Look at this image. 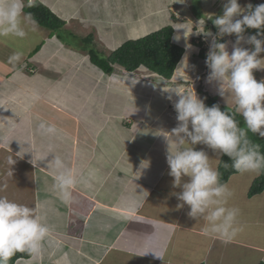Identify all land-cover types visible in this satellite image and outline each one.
<instances>
[{
  "label": "crops",
  "instance_id": "obj_1",
  "mask_svg": "<svg viewBox=\"0 0 264 264\" xmlns=\"http://www.w3.org/2000/svg\"><path fill=\"white\" fill-rule=\"evenodd\" d=\"M39 1L65 21L61 28L54 30L35 23L26 26L27 35L23 39L0 37V196L33 207L37 214L46 216L52 228L40 256L19 258L15 264L264 262V222L253 212L256 209L261 213L264 190L248 197L251 183L248 182L244 199L247 202L240 209L235 203L242 200V193L240 200L237 194L242 186L235 184L236 193L229 183L235 176H240L237 183H242V174L228 178L225 184L232 191L228 206L240 209L238 224L242 230L225 242L205 235L207 221L190 218L189 206L177 207L181 202L173 193L181 189L173 188L166 162L168 148L171 151L174 145L166 138L178 123L172 107L178 97L166 90L190 92L193 88L201 98L196 88L197 77H204L205 90L213 93L214 87L218 91L219 82H206L209 73L206 58L200 57V47L191 42V33L193 29L199 34L209 30L218 33L212 19L202 25L203 29H199L201 24L197 20L222 15L227 0H207L209 10L201 5L202 12L195 17L181 13L183 10L176 6L175 0ZM137 2L140 9L132 12L128 5ZM238 3L241 7L248 4L255 7L264 4V0H238ZM139 10L143 12L141 16ZM150 14L154 15L150 26L154 30L161 28L158 24L162 21L165 24L171 19L172 40L184 48L170 79L143 66L139 67L142 72L139 74L119 66L106 74L94 69L96 65L91 67L94 64L89 54L77 53L79 56L72 58V51L66 47L76 32L94 28L98 33L97 29L106 27L109 18L117 17L118 21L124 17L132 22L134 17H141L145 25V17ZM181 15L188 21H172V16ZM71 28L78 30L74 32ZM256 33L257 29L250 28L243 35ZM216 38L227 44L228 52L233 50L236 37ZM206 46L208 50L209 42ZM16 51H22L23 57L14 67L8 58ZM184 81L188 83L182 84ZM222 87L228 89L227 85ZM34 93L38 99H33ZM169 95L171 100L167 98ZM159 99L164 101L159 102L157 110L152 104ZM152 109L156 111L154 114ZM41 121L55 125L59 135L42 137L37 131ZM194 148L203 149L211 165L217 167V155L212 149L200 144ZM54 155H59L78 176L90 168L96 170L89 185L76 186L74 202L68 205L61 203L52 189L53 169L47 165ZM9 157L15 161L13 165H9Z\"/></svg>",
  "mask_w": 264,
  "mask_h": 264
},
{
  "label": "clouds",
  "instance_id": "obj_2",
  "mask_svg": "<svg viewBox=\"0 0 264 264\" xmlns=\"http://www.w3.org/2000/svg\"><path fill=\"white\" fill-rule=\"evenodd\" d=\"M176 2L184 4L186 0ZM26 6L33 7L34 0H27V5L25 0H0V37H26V26L36 23L32 14L24 11ZM213 24L218 29L217 36L235 35L236 40L229 54L226 43L218 42L211 32H200L205 37H212L205 60L210 70L206 82H219L218 94L222 97L225 96L222 85H227L245 127H240L234 115L221 111L219 104L206 106L193 88L190 92L169 88L166 91L178 97L172 106L178 123L166 138L174 142L173 149L168 148L166 162L173 188L181 189L179 193H173L181 202L177 207L189 206L187 215L190 218L207 221L203 230L205 235L227 242L242 230L238 224L240 209L228 206L232 191L227 184L221 183L219 167L214 168L208 154L194 146L200 144L212 149L218 165L222 164L225 170L232 168L241 174L264 171V153L248 136L251 132L264 138V79L258 82L253 76L254 70L264 69V58L259 56L264 52V39L258 38L264 37V31H260L264 29V4L241 7L238 0H227L223 14L213 19ZM246 28L258 31L245 37ZM241 43L253 47L250 50L241 47ZM22 57L23 52L16 51L8 62L15 67ZM38 98L34 93L33 99ZM167 98L171 100L172 96ZM37 131L42 137L59 135L57 127L45 121L37 125ZM224 155L231 163L220 160ZM8 163L13 165L15 161L9 157ZM47 167L53 169L52 189L65 205L74 202L73 190L78 184L87 186L96 176L94 168L78 176L59 155H54ZM51 231L44 214H37L33 207L0 196V264H9L17 253H27L33 258L40 256Z\"/></svg>",
  "mask_w": 264,
  "mask_h": 264
},
{
  "label": "trees",
  "instance_id": "obj_3",
  "mask_svg": "<svg viewBox=\"0 0 264 264\" xmlns=\"http://www.w3.org/2000/svg\"><path fill=\"white\" fill-rule=\"evenodd\" d=\"M24 11L31 13L35 22L46 28L58 30L65 24L62 18L39 0H34V6L30 8L26 6ZM173 32V26L168 24L143 36L125 40L103 57L97 55L94 49H90L89 58L93 64L106 74H111L114 71V65L121 66L128 72H133L140 66H143L151 73H155L165 79H170L184 53V48L172 41ZM199 55L202 58L206 57L202 49ZM207 100L206 106L210 107L213 104H219L221 111L234 115L239 121L240 127H245L243 117L236 112L235 108H229L220 104L215 97L209 96ZM248 136L253 143L260 145V151L264 153V138L251 132L248 133ZM220 160L231 163L226 155L221 156ZM217 167H219L221 173V183H225L231 175L238 173L232 168L225 170L222 164L217 165ZM263 190L264 171H261L251 181L247 190V196L252 197ZM28 257L30 256L27 253H17L9 261V264H15V261L19 258ZM258 264H264V262L260 261Z\"/></svg>",
  "mask_w": 264,
  "mask_h": 264
},
{
  "label": "rangeland",
  "instance_id": "obj_4",
  "mask_svg": "<svg viewBox=\"0 0 264 264\" xmlns=\"http://www.w3.org/2000/svg\"><path fill=\"white\" fill-rule=\"evenodd\" d=\"M201 5L204 8L208 9V10L210 8V2L207 3V0H186V2L184 4L176 2V6H178L179 9L183 10V11L180 10L181 13H183V14L189 16V17H191V16L195 17V15L201 14V12H202ZM218 6L216 5V8ZM128 8H131L132 12H133L134 9L139 8L138 2L135 3L134 5L129 4ZM219 9H221V8H219ZM127 11H128V14L130 15L131 11L129 9ZM139 13H140V16H141L143 14L142 10H139ZM174 13H176V11ZM174 16H175V14H174ZM128 17L130 18V16H128ZM178 17L177 18L175 17L176 19H178V20H176L172 16V19H173L172 21L173 22H176V21L186 22V21H188L186 19L184 20L183 18H181L182 15L180 16V18H178ZM209 17L207 19L206 16H205L204 19H201L200 21L197 20L201 24V25L198 26L199 29H203L202 25L204 26L205 22H208V21L211 20V19H209ZM153 18H154L153 14H150L149 16L146 15V17H145V19H146L145 25L143 24L144 20H142L141 17H134V19H132V22L128 21V19L124 18V17H123V19L119 18L118 19L119 22L117 21V17L111 18V19L109 18V22L107 23L106 27H101L102 28L101 30L99 28L97 29L98 33L95 31L94 28H91L90 30H80L79 32H76L78 30V28H76V29L71 28L72 29L71 31H74L76 33H75V36H71L70 41H69L70 45H68L66 47H67V49L72 51L71 52L72 53L71 55H73L72 58H75L77 53H79L81 56H82L83 53L84 54H89V50L90 49H94L95 52H97V55L103 57V56L109 54L112 50H114L124 40L131 39V38H137V37H140V36H143V35L147 34L148 32H151V30H154L153 27H150L151 23H153V21H154ZM215 18H212L211 22H213V19H215ZM160 20H161V18H160ZM170 20L167 21V23H165V24H162L163 22H165V21H162L158 25L161 24L160 27H162V26H165L167 24H170L169 23ZM170 25L173 26V24H170ZM73 27H77V25L75 23H73ZM133 28H135V29H133ZM147 28H149V29H147ZM194 28L197 30L196 26ZM211 28H213V27H211ZM246 29H250V28H246ZM209 32H211L213 34V36H217V33H213L210 30H209ZM191 34H192L191 35V38H192L191 42L193 44H197L200 47L199 48V53H200V51L202 49L204 54L207 55L208 50H206V49L208 47L206 46V44L208 42L209 43L211 42L212 37H205L204 34H199L197 32H194V29H193V32ZM232 37L234 39L235 35H232ZM79 40L81 41L82 45L79 44V42H78ZM217 40H218V42H220V39L217 38ZM241 47L248 48V49L251 50L253 46L243 43ZM231 52L232 51H230L229 54H231ZM77 56H79V55L77 54ZM259 56H260V58H264V52L260 53ZM85 63L87 64V62H85ZM81 64H82V62H79V65H81ZM79 65H77V66L74 65V66H76L77 68H80ZM91 67H95V65L91 66ZM116 67H118V66L114 65V69H116ZM205 67H206V64H205ZM87 69H88V64H87ZM94 69H98L99 70V68L97 66ZM98 70H95V71H97V73H99ZM206 70H207V67H206ZM206 70L204 72V76H205ZM133 73L139 74V73H142V72H139V68H138V69L134 70ZM260 73L264 75V69H259V70H254L253 71V76L256 78V80L258 82L260 80L264 79V76H262ZM49 74H50V72H49ZM201 75L203 76V74H201ZM138 76H140V75H138ZM195 82H196V80H195ZM180 83L181 82H179V84ZM186 83H188V82H186V81L182 82V84H186ZM203 85H204V77H201V78L198 77L197 87L196 88H197V92H199L198 94H201V98L204 100V103L208 102L207 98L209 96H211V97L217 98L220 102L223 103V105H225V106H227L229 108H235L236 109V106L234 105L235 104L234 103V99H233L232 94H231L229 89H227V88L225 89V96L222 97V96H220L218 94V91L214 87L212 88L213 93H210V92L208 93V90H205V88H204L205 86H203ZM187 87L190 88V86H187ZM217 88H219V87H217ZM182 91L186 92L185 89H183ZM162 101H164V100L163 99H159L158 101L156 100L152 104V105H154L152 107L156 106L157 110H159V107H160V103L159 102H162ZM155 112L156 111L154 109H152L151 114H154ZM152 130H154V127L152 128ZM159 137H162V136H159ZM238 177H240V176H235V178L229 184H230L231 188L234 190V192H236L235 184L242 186V190L240 192H238V193L236 192L238 194L239 200L241 199V193H242V200H240L241 202H236L235 204L240 209H241V207L243 209V206H245L244 203L247 202V201H244L245 195H246V190H247L246 184L248 182H251L250 180L252 178H254V177L246 176V175L242 174V179H243L242 183H237ZM234 196L237 198L236 195H234ZM244 211L246 213H248L246 210H244ZM260 211H261V213H259L256 209H254L253 212H255L254 215L257 214V219L258 220H260L261 222H264V202H262L260 204Z\"/></svg>",
  "mask_w": 264,
  "mask_h": 264
}]
</instances>
